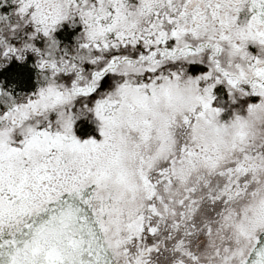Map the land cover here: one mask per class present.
Returning a JSON list of instances; mask_svg holds the SVG:
<instances>
[{"label":"snow or ice","instance_id":"snow-or-ice-1","mask_svg":"<svg viewBox=\"0 0 264 264\" xmlns=\"http://www.w3.org/2000/svg\"><path fill=\"white\" fill-rule=\"evenodd\" d=\"M0 264H264V0H0Z\"/></svg>","mask_w":264,"mask_h":264}]
</instances>
